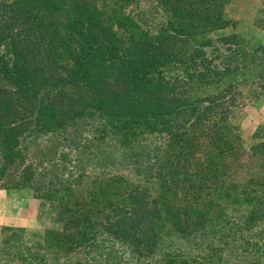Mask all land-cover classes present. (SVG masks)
I'll return each instance as SVG.
<instances>
[{
  "label": "trees",
  "instance_id": "16d2710c",
  "mask_svg": "<svg viewBox=\"0 0 264 264\" xmlns=\"http://www.w3.org/2000/svg\"><path fill=\"white\" fill-rule=\"evenodd\" d=\"M224 5L0 0V183L42 194L61 224L49 236L64 253L81 254L77 264H187L180 255L159 254L161 232L168 225L167 235L185 239L201 227L202 182L210 169H226L239 148L229 140L239 142L238 99L245 88L264 95V46L219 36L228 27ZM156 137L167 140L156 198L110 171L89 198L63 200L70 188L56 169L59 146L102 169H142L143 177L160 162L150 141ZM251 139L252 156L264 158V127ZM190 184L197 190L190 206L176 203L175 191L186 195ZM234 192L251 208L240 238L252 216L262 220L263 203L248 184ZM35 250L23 231L1 230V264H58Z\"/></svg>",
  "mask_w": 264,
  "mask_h": 264
},
{
  "label": "rangeland",
  "instance_id": "374dc122",
  "mask_svg": "<svg viewBox=\"0 0 264 264\" xmlns=\"http://www.w3.org/2000/svg\"><path fill=\"white\" fill-rule=\"evenodd\" d=\"M223 14L228 21V27L222 29L219 36H231L234 42H243L251 46H264V0H225ZM222 48L227 49L224 46ZM237 105L235 125L239 142L229 140L239 148L225 161L226 169L220 166L210 169L208 174L210 180L202 182L199 209L203 213L201 218L203 224L196 231L191 232L190 238L185 239L173 238L176 235L174 232L170 237L167 233L171 228L168 225L165 226L161 232L159 254L169 252L180 255L187 264H192L189 262V257L194 256L202 261V264H264L262 255L264 250V158L256 159L250 150L253 143L252 135L259 127H264V95L254 88H245ZM41 139L51 143L49 138ZM150 141L154 142L155 155L160 162L153 160L157 163L151 176L144 174L143 177L140 176L142 169L136 170L134 167L102 169L98 161L91 162L89 156L78 154L75 148L59 146L56 169H59L60 179L65 180L62 185L70 188L68 196L63 200L72 204L89 198L88 193L91 188L95 192L99 186H105L110 171L124 174L131 184L146 188L151 197L156 198L161 191L159 185L162 180L157 173L162 167L167 140L156 137ZM197 158L201 161L203 154L196 156ZM82 159L83 162L80 161ZM191 162L196 163V161ZM166 171L162 169L163 174ZM95 178H97L96 181ZM9 182L10 180L0 183V235L3 228L19 229L23 231L29 244L34 246L35 252L44 253L50 262L77 264L81 254L64 253L55 246L54 240L49 236L48 232L60 230L61 224L53 220L51 208L42 194L30 187H12ZM238 184L240 186L248 184L251 189L256 190L258 200L263 203L260 205V209L263 210L262 220L258 218L262 214L252 216L253 219L249 220L250 223L246 225L240 238L237 233L238 227L248 217L251 208L245 204H238L239 195L236 196L234 192ZM5 186L7 187L4 188ZM191 186L193 185L190 184L186 195L183 192H177L178 189L175 191L173 199L176 203L182 202L190 206L193 194L197 192L196 189H190ZM107 190L109 191L108 188ZM255 245H263V248L259 249ZM244 248L248 250L244 251ZM154 259L148 258L146 262H154Z\"/></svg>",
  "mask_w": 264,
  "mask_h": 264
}]
</instances>
